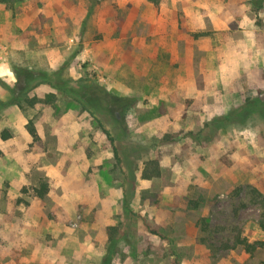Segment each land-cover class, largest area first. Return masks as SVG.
Returning a JSON list of instances; mask_svg holds the SVG:
<instances>
[{"label": "rangeland", "instance_id": "rangeland-1", "mask_svg": "<svg viewBox=\"0 0 264 264\" xmlns=\"http://www.w3.org/2000/svg\"><path fill=\"white\" fill-rule=\"evenodd\" d=\"M26 1L0 3L5 85L12 66L61 70L75 89L133 102L82 109L39 84L32 106H0V264H101L109 228L111 264H264V0H163L145 18L137 0H78L73 21L31 22ZM161 7L176 21L154 23ZM96 9L131 36L99 33ZM236 238L262 247L248 253Z\"/></svg>", "mask_w": 264, "mask_h": 264}, {"label": "trees", "instance_id": "trees-1", "mask_svg": "<svg viewBox=\"0 0 264 264\" xmlns=\"http://www.w3.org/2000/svg\"><path fill=\"white\" fill-rule=\"evenodd\" d=\"M19 0H0V3H5L8 5V7H13L14 2ZM148 3H151L154 7H158L163 0H146ZM262 0H258L256 3L257 7H260ZM60 70V69H59ZM13 75L15 77V83L13 86H7L0 80V86H2L4 89L8 92V99L5 102L0 101V106H10L14 105L19 107L20 109L23 108L22 104H27L29 106H32L34 102L37 100L34 99H28L27 98V91L30 87L34 86L36 87L39 84H48L53 89L59 91L62 95L66 96L67 98H70L72 101L76 102L82 109H87L89 106H93L94 102L102 100L104 103V107L106 110L112 111V109L115 108H125L127 106H130V104L133 102L132 99L126 98V97H119L116 95L109 94L107 91L101 90L103 92L102 99L100 97H96L97 95H92V87L88 86H79L78 89H75L70 86L69 81L66 79H63L61 76V70L57 72H53L51 74H45V72L42 71H35L29 68L19 67V66H12ZM32 85V86H31ZM52 98V95H48L47 98ZM93 102V103H92ZM259 105V102L256 100H249L246 102V107L249 111V109H253L254 106L257 108ZM236 113V111H234ZM247 110H244L242 115H246ZM227 116H221L219 118L214 119L215 122H218L220 124H224L227 121ZM29 132L33 135L34 130L33 128L29 129ZM105 132V131H104ZM106 133V132H105ZM6 136H2V139H6L8 137V134H4ZM116 149H113V155L117 159V153ZM153 163V162H152ZM47 192V185L45 183L40 184L38 189L34 190L35 195L38 198H42L45 193ZM255 201L258 202V208L260 211L259 218L257 221V226L260 231L264 232V197H262L260 194L254 193ZM110 232V238L108 239V244L106 247V253L102 257V263L101 264H111L113 253H114V247L116 244V240L114 239V233L116 232L115 228H109ZM241 245L244 247L246 252L252 253L256 247L259 248L262 247V244H249L243 239L236 238L233 246Z\"/></svg>", "mask_w": 264, "mask_h": 264}, {"label": "crops", "instance_id": "crops-1", "mask_svg": "<svg viewBox=\"0 0 264 264\" xmlns=\"http://www.w3.org/2000/svg\"><path fill=\"white\" fill-rule=\"evenodd\" d=\"M132 1L133 0H125L124 4L123 5H127V4H130L132 6ZM139 3H141V8H135L134 10L132 11H135L136 14H140L139 16L140 17H148L149 15H146L145 14V7L146 6L148 9H151L153 8V5L151 3H148L146 0H137ZM106 4V3H105ZM25 5L27 6H31V12H28V9H27V12H25V20L26 21H33L36 16L40 15V20L41 21H44V20H53V21H59V20H66V21H73L75 18H77V14L79 12V9H80V3L78 0H28L25 2ZM33 6V8H32ZM121 7H125V6H121ZM161 13L159 12L158 13V16H155L154 17V23L155 21L159 23V25L161 24V20L163 19L162 17L163 16H166L169 15V20L171 21V16L173 18V22L176 21V11H173L171 13V11H168V10H164L162 7H161ZM87 11V10H86ZM86 11H85V16H86ZM102 11V10H101ZM168 11V12H167ZM97 9L94 10V14H96V16L98 17V20L100 21V25L97 26L98 28V32L99 33H102L100 28L104 27L106 30H107V35L109 36H120L121 38L120 39H123V40H126L128 37L131 36L132 32L129 33V28H127L125 31L123 32H120V33H115L111 31L110 29V24L109 22L107 21V18L104 17L103 15L105 14L104 11L102 12H98L97 14ZM104 13V14H103ZM102 14V15H101ZM36 15V16H35ZM83 16V18L85 19L86 17ZM80 19H82V16H80ZM79 19V20H80ZM53 30V26H50L47 24L46 28H45V31H47V33H50L52 32ZM113 30V29H112ZM173 31L174 33L176 32V28H175V25L173 27ZM102 52V51H101ZM94 55H97V53L95 52ZM72 247H78V248H81L80 247V244L82 242H70ZM70 243H67L66 244V247H68L70 245ZM83 243H87V241L83 242ZM80 250V249H79ZM59 250H54L55 252V256L56 258H60V253L58 252ZM30 253L29 257H31V255L34 257V255L36 254L37 256L39 255V259L41 260L40 263H42V253L39 251L37 253L34 252L33 250H31V252H28ZM79 254V253H78ZM77 254V255H78ZM37 258V257H36Z\"/></svg>", "mask_w": 264, "mask_h": 264}]
</instances>
